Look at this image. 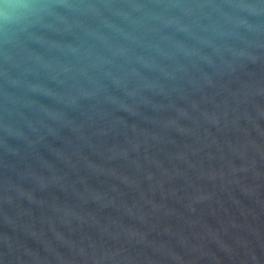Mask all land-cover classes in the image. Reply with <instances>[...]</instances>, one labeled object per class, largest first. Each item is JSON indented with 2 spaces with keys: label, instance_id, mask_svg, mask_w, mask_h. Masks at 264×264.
<instances>
[{
  "label": "water",
  "instance_id": "95a60500",
  "mask_svg": "<svg viewBox=\"0 0 264 264\" xmlns=\"http://www.w3.org/2000/svg\"><path fill=\"white\" fill-rule=\"evenodd\" d=\"M0 264H264V0H0Z\"/></svg>",
  "mask_w": 264,
  "mask_h": 264
}]
</instances>
